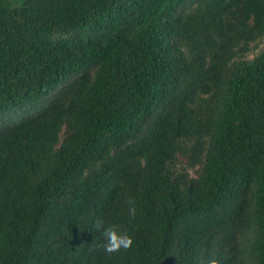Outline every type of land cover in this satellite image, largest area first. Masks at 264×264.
I'll use <instances>...</instances> for the list:
<instances>
[{"label":"trees","instance_id":"1","mask_svg":"<svg viewBox=\"0 0 264 264\" xmlns=\"http://www.w3.org/2000/svg\"><path fill=\"white\" fill-rule=\"evenodd\" d=\"M213 260L264 264V0H0V264Z\"/></svg>","mask_w":264,"mask_h":264},{"label":"clouds","instance_id":"2","mask_svg":"<svg viewBox=\"0 0 264 264\" xmlns=\"http://www.w3.org/2000/svg\"><path fill=\"white\" fill-rule=\"evenodd\" d=\"M129 204L134 205L135 202L129 200ZM128 211L130 217L134 218L136 216V208L134 206H130ZM96 227L101 231L103 237L101 248L105 254L111 255L120 252L122 249L127 251L131 248L133 244L132 237L127 233L118 231L114 225L105 226L102 220H97ZM210 264H216L215 260L210 261Z\"/></svg>","mask_w":264,"mask_h":264}]
</instances>
